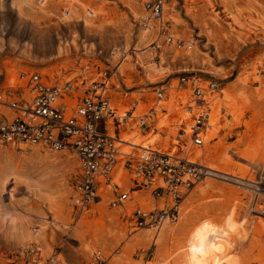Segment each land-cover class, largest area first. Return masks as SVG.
<instances>
[{
    "label": "rangeland",
    "instance_id": "rangeland-1",
    "mask_svg": "<svg viewBox=\"0 0 264 264\" xmlns=\"http://www.w3.org/2000/svg\"><path fill=\"white\" fill-rule=\"evenodd\" d=\"M230 1L165 0V34L159 33V41L167 43L170 37L172 44L154 51L156 23H151L156 29L145 31V17L149 15L145 4L150 0H0V75L4 76L0 77V102L9 103L8 92L18 90V84L29 79L21 81V74H39L46 85L61 88L62 95L67 83L71 85L72 97L64 96L60 104L73 113L92 83L110 78L108 86L118 90L111 101L117 117L118 109L128 112L133 108L134 116L148 114L147 127L133 118L122 129L121 138L129 131L139 132L145 139L159 135L155 146L162 150L161 140L174 141L170 138L179 137L180 130L186 131L201 115L203 106L197 108L199 101L193 90L199 89L203 97L211 99L219 94L209 88L214 82L219 89L245 92V105H249L232 110L225 106L216 138L199 148L208 146L214 151L217 160L213 165L221 169L225 159L234 158V149L247 143L246 124L254 120L255 113L264 114V104L257 98L258 89L262 92L264 85L254 80L261 60L264 65V41L253 43L263 49L253 57H248L245 47L237 50L238 40L234 41L237 33L256 35L264 31V0L238 1L243 15L225 6ZM181 76L190 79L182 86L177 80ZM244 79L248 80L242 82ZM178 86L182 91L176 92ZM159 90L160 99L156 98ZM25 94L28 99L30 95ZM157 103L162 104L158 110ZM0 114L13 119L19 113L0 107ZM165 118L168 125L158 129L157 124ZM174 149L173 145L168 148ZM119 150L137 152L131 148ZM225 150L230 156L223 157ZM239 170L236 167L232 173ZM80 176V163L71 151L55 152L43 144L0 146V264H91L99 255L110 264L114 258L121 264H188L186 255L178 250L160 259L159 245L153 244L154 232L141 229L133 233L132 215L141 201L150 202V210L154 208L150 193H130L133 198L128 205L118 209L110 207V194L82 211L75 205V185ZM50 183L57 188L52 193L45 187ZM122 186L129 192L133 189V185L129 189ZM229 189L237 193H229ZM251 190L212 176L195 186L179 206V217L168 223L179 229L177 240L224 239L233 215L248 212L243 205L249 201L246 197ZM164 200L154 209L167 210L170 206H165ZM109 216L121 221L112 222ZM15 227L29 237L24 238ZM110 233L119 234L120 240L112 243ZM143 233H149L146 241L135 244V237ZM107 242L112 246L105 249L103 244ZM124 246H128L126 250H122ZM171 246L176 249V244ZM30 250L34 253L26 254ZM203 250L208 261L211 251L206 247Z\"/></svg>",
    "mask_w": 264,
    "mask_h": 264
},
{
    "label": "bare ground",
    "instance_id": "bare-ground-1",
    "mask_svg": "<svg viewBox=\"0 0 264 264\" xmlns=\"http://www.w3.org/2000/svg\"><path fill=\"white\" fill-rule=\"evenodd\" d=\"M238 1L240 2L241 0H231L230 2L225 3L226 4L225 6L226 7L231 6V8L236 9L237 13L238 12L240 13L242 11V8H241V6H239ZM164 2H165V0L162 1V15H161L160 20L153 19L151 17L149 9H147L149 15L147 17H145L146 18V25H147L146 28H148V30H145V31L149 32L150 31L149 29H152V28L156 29V26L151 28V23H153L154 25L156 23V25H157V36H158V38L157 37L155 38V42H154L155 44L153 46L154 51L156 49H157V51H159L158 50L159 48L164 49L165 45L172 44V41L169 39L170 37H168L167 43H165V42L163 43V41H159V33L162 35L164 34L160 31V29L164 30V22H165V14H166V8H165ZM248 3L251 4V2H248ZM148 5H149V3L145 4L146 7ZM241 15H243V14H241ZM237 21L239 23L240 20H237ZM233 22H234V20H233ZM149 24H150V26H149ZM246 33L248 34V32H246ZM237 34L238 35H237L236 39L234 40V41L238 40V41H236V45L238 48L237 50H240L241 46L245 47V49H248V52H246V53H248V57H253L252 55L258 56L262 53L261 51H263V49L259 48L260 49L259 50L255 45H253V43H255V41H257V40L264 41V31L263 30L261 31L260 34L255 33L256 35H254L252 33H250L248 35H246L245 33H244L245 35L243 33H237ZM252 35H254V37H252ZM161 40H164V39H161ZM191 47H188V49H191ZM255 59H256V57H255ZM260 64H262L261 69L256 68V72H258V75L257 76L254 75V77H255L254 80L257 81L258 84L264 85V79H263L264 76L262 75V72L264 73V65L262 63V60L260 61ZM153 69H155V68H153ZM260 70H262V71H260ZM117 71H118V68L115 67L114 73L116 74ZM212 73H214V72L212 71ZM30 75H34V74H23V76H24L23 80H26L27 76L30 77ZM35 75L39 76L41 79V83L46 85L43 76H41L39 74H35ZM0 77H4V76L0 75ZM20 77H21V75H20ZM245 80H248V79H244V80H242V82H244ZM28 82H29V79L25 83H22V85L18 84V90L13 91V92H11V91L8 92V94L6 96L11 100L12 98L16 97V92L19 91L20 89H22V97L25 100L26 106H30L32 103V99H31L30 90L28 89V88H30V87H28ZM210 83H214V82H210ZM104 84L106 85V83H104ZM108 85H109V82L106 85L107 86L106 89L109 88ZM59 89L61 92L60 95H62L63 94L62 90H61V88H59ZM218 89H219V87H218ZM218 89L215 90V91H218V93H219L217 96H214L211 99L203 97L204 98L203 99L204 105L201 109H203V111H204L205 108H207L209 111H205V112L202 111L201 115H200V116L207 115V118H206L207 120H206V123L204 124V130H202L203 132H202V134H200V139L202 140V142H201L202 146L201 147H203L204 145H208V143L210 141H212L213 139L216 138L218 124H219V121L221 118V114L223 112V108L225 106H227V107L229 106L228 108H230L231 110L236 109V106H238V105H242L245 108H248V106H249V105L248 106L245 105L248 102V98H247V95L245 92L238 94L235 90H233L230 87H227V89H225V90H223L222 88H220L219 90ZM109 90H110V91H108L109 109L115 110L112 106L111 101L113 98L112 95L113 94L115 95L116 92H118V90H114L113 87H112V89L109 88ZM258 90H259V92H257L258 93V96H257L258 103L260 104V102H263V104H264V90L262 92L260 91L261 89H258ZM178 91H182L179 88V86H178V90H176V92H178ZM195 91H197L198 94H200V96H203V94L201 93V91L199 89H196ZM25 93H28L30 95V97L28 99L24 98L26 96ZM241 95L243 97L242 101H241V99H239V98H242ZM61 100L62 99H60V100L58 99L56 104L63 106L60 104ZM0 101H1V99H0ZM185 101H187V99H185ZM244 102H246V103H244ZM5 105L8 106L6 103L0 102V107H4L5 109H9V107L7 108ZM161 105L162 104L159 105V103H157L155 109L158 110L159 106H161ZM63 107H64L65 118H71L75 114L78 113V110H77L78 108H76V110H74L72 113V112L68 111V109L66 108L67 106H63ZM228 111H229V109H228ZM117 114L120 117H117L116 113H115V119H117L118 121H121V122L125 121V124L123 123V125L120 128V130H121L120 136H119L118 144H116V147L118 145L117 150H118V153L120 154V156L117 159L118 162L109 174V180L110 181H109L108 185L106 184V181L103 179L97 180L98 183H100V184L96 188V193H95L96 198L95 199H93L90 203H87L86 205L81 207L78 203L79 198L78 197L76 198V200H75L76 204L75 205H77L78 208L82 211L83 210L86 211V208L89 207L92 203L100 202V201H102V199L109 197L111 192H113V191L119 192V190H123L124 188L122 185H124V187L128 186V189H129L130 185H133V180L135 179V175H133L131 173V171L132 170L134 171V169L132 168L130 170H126L123 167V163H124L125 159L132 158L134 161L135 159L141 157L145 153L144 150L147 151V149L149 151L166 152V151H168V148L171 145H173L174 147L176 146L175 141H170L169 139L168 140L163 139V140H161V143L163 144L161 147L162 150H156L157 145L155 146V143L159 140V135L154 136L153 139H151L150 136L145 139L143 136H140L139 132L135 133L133 131H129L127 134H125L124 139H122L121 138V135L123 132L122 129L125 127V125L129 124V119L127 116H125V111H123L121 109L117 110ZM147 115L148 114H146L144 116H134V114H133V116L130 120H131V122H133L132 119L137 118L138 119L137 122H139V125L142 124L143 126L147 127V120L145 119V117ZM1 116L6 118L7 121L12 120V119H8L3 114H0V117ZM17 117H20V116H17ZM184 119L187 120V118H184ZM196 119L197 118H195V120ZM188 122H190V121L188 120ZM206 124H207V127L205 129ZM167 125H168V123H167L166 118H165L160 124L159 123L157 124V128L162 129ZM190 125H192V124H190ZM190 125L188 126L189 128H190ZM246 128L248 129V132L246 135V137L248 138L247 143L244 146L242 145V146H237L236 148L234 147L235 148L234 150L236 151L234 158H232L233 156H231V159H227V160L225 159V161L223 163V167L221 169L220 168L218 169L217 167H216L217 168L216 169L215 166L213 165V163L217 159L215 157L214 151L209 149L208 146H206V148L202 149V150L199 148L197 149L195 147H191V146L190 147L187 146L186 149H184L185 152L187 153V155H189V159H191V162L193 164L196 163V164L200 165L201 167L206 169L208 171V173H207V177L204 178L198 184L194 185V187H192V189H190V191L186 192L183 189H180V188L178 189L181 192H183V194L180 195L181 200H180L179 205L177 206V209L175 211V214H176L175 219L172 220L169 218H164L161 221V223L158 225V227L155 228L156 231H155V229H152V228L144 230V231H152L155 233V237L153 238V244L155 247H157L159 245L158 256L160 259L164 258L165 255L170 254L173 250H178L179 254L186 255V256H184L185 260H186L185 262H187L188 264H264V114L259 115V114L255 113L254 120L251 121L250 123L246 124ZM188 129H186V131H185V135H187V136L190 135L189 134L190 131ZM204 131H205V133H204ZM249 133H251V135H249ZM38 144H43L45 147L48 148L47 144H45L44 142H40ZM35 145H37V144H35ZM0 146H2V145H0ZM13 146H15V145H13ZM120 148H131L133 150H136L137 152L136 153H133L132 151H129L130 153L121 152L119 150ZM48 149H50V148H48ZM174 150H178V149L175 147ZM219 150H221V149H218V151ZM223 150H224V148L222 147V151ZM61 151H66V150L63 149ZM55 152H60V151H55ZM223 153H224L223 157L229 155V152H227L226 150ZM45 159L48 161V158H45ZM194 159H198V160L196 161ZM201 161L206 163V165H204ZM48 164H53V162L48 161ZM236 167L240 168V170L237 171L238 174L237 173L234 174V172L232 173L233 169H235ZM248 173H251V176H247ZM212 176L217 177V178H221L223 180H228L229 182L234 183L236 185L244 186L247 188L250 187L251 189H254L253 191L251 190V192H252L251 194H247L246 198H248L249 201L243 205L244 209L248 210V212L244 211V213L240 216H239V214L233 215L232 220H231V225L228 229V235L224 239L217 238V239H212V240H209L206 242H202L200 239H198V241H196L197 239L190 240V241L189 240L188 241L177 240L178 235H180L179 229L172 227L168 222L176 221V219L179 217V214H180V211H179L180 207L179 206L185 200V198L192 192V190L195 188V186L199 185L200 183L204 182L206 179H208ZM206 184H208V182ZM262 186H263V188H262ZM45 187H46L47 191H49L51 193L57 189L55 186L51 185V183ZM150 190L151 189L141 190V191H135L134 190L132 192H129V190L128 191L123 190L122 192L120 191L119 193H128L129 192L128 193L129 194L128 200L130 201L133 198V197H130V193H150ZM233 191L237 193L236 189H234V190L229 189V193H232ZM50 196L51 195H48V197H50ZM164 199H166L165 206L168 205V206H170L169 208H171L174 205L172 197L168 196V197H165V198L163 197V198L158 199V200L153 199V201L155 202V205L153 207L155 208L157 206H160L161 204H159V201H165ZM128 200H126L121 206L119 205L118 207H115V208H112V206H110V207L112 209H118L121 207L124 208V206L126 204L128 205V202H127ZM131 204H132V202H131ZM162 204H164V202ZM139 207L140 208L137 209V211H142V212L148 213L147 210L151 209V203L150 202L145 203V202L141 201ZM127 208H128V206H127ZM153 209L150 210L149 212L153 211ZM157 210L159 213V212H162L163 209H157ZM128 211H129V208H128ZM127 215H129V212H128V214H126V216ZM239 218H240V221H238ZM109 219L112 222L117 221V220L121 221V219H118L117 217H114V216H109ZM132 225L130 228H132L134 226V225L133 226ZM236 228H238V229L235 232ZM15 229L24 238L29 237L27 234H24L20 228L15 227ZM157 229H158V231H157ZM132 231H133V233H137V232L139 233L140 232V230L137 231L136 229L135 230L132 229ZM148 234L149 233H143V234L135 237L133 242L135 244L136 243L137 244H140V243L143 244L146 241ZM161 234H162V236H160ZM119 238H120V235L116 234V233H110V235L108 237V239L114 240V242H112V243H115V242H117V240H120ZM172 243L176 244V249H175V247L172 248V246H171ZM103 246H107V247H105V249H107L108 246H112V244L107 242V243H104ZM126 247H128V246H124L122 248V250H126L127 249ZM204 247L208 248L211 251V254H209V256H208L210 258L208 261L204 259V250H203ZM119 253H121V251ZM152 253H154V248H153ZM98 257L101 260H104L107 264H110V261L107 260L102 255L96 256L93 259L92 263ZM117 259H119V258L113 259L115 261V262H113V264H121L120 261H117ZM215 260H217L219 263H215ZM125 264H134V263H125ZM149 264H155V263L151 262Z\"/></svg>",
    "mask_w": 264,
    "mask_h": 264
},
{
    "label": "built area",
    "instance_id": "built-area-1",
    "mask_svg": "<svg viewBox=\"0 0 264 264\" xmlns=\"http://www.w3.org/2000/svg\"><path fill=\"white\" fill-rule=\"evenodd\" d=\"M162 1L150 0L147 9L151 17L160 20L162 15ZM160 31L164 33V30ZM165 34V33H164ZM163 37V36H162ZM157 47V46H156ZM159 50V49H158ZM29 77V76H27ZM24 78L21 74L20 80ZM109 79H103L99 83H92V87L84 92V96L79 100L78 113L71 118H65L64 107L57 103V100L64 96L71 98V85L67 83L65 95H60V89L53 85L48 86L41 83L37 75H30L28 88L30 90L32 103L26 106L22 97V89L16 92V97L6 103L9 109L19 113L10 121L0 117V145H35L40 142L47 144L53 151L63 149L74 153L80 163L81 176L76 183V197L79 198V205L83 207L96 198V188L99 186L98 179H103L109 184V174L118 162L116 144L120 136V128L125 124L115 119V110L109 109V87L106 89ZM180 86L187 84L190 79L181 76L177 79ZM106 83V85L104 84ZM218 85L209 83V88L213 91L218 89ZM156 98L160 99L162 91H156ZM10 95V94H9ZM199 106H203V96L193 90ZM1 97V96H0ZM133 108L125 112V116L130 120L133 116ZM207 115L199 116L190 125V135H185L184 130H180L179 137L174 139V151H149L144 150V154L133 161L132 158L124 160L123 167L126 170L134 169L131 173L135 175L133 189L130 191L150 190L152 199L158 200L171 196L174 206L158 213L157 209L145 213L135 211V229H155L164 218L175 219V211L183 194L180 189L190 191L194 185L207 177L208 171L198 164H193L189 155L185 152L188 147L200 148L202 140L200 134L204 130ZM129 193V192H128ZM128 193L111 192L112 208L121 206L128 200ZM77 209L78 206L76 205ZM80 207V208H81ZM142 212V213H141ZM31 251V250H30ZM26 251V254H33L34 251ZM91 264H107L99 257Z\"/></svg>",
    "mask_w": 264,
    "mask_h": 264
}]
</instances>
